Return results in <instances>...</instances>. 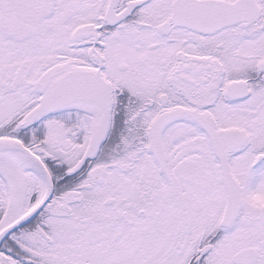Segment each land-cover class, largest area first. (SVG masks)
<instances>
[{"label": "snow or ice", "instance_id": "obj_1", "mask_svg": "<svg viewBox=\"0 0 264 264\" xmlns=\"http://www.w3.org/2000/svg\"><path fill=\"white\" fill-rule=\"evenodd\" d=\"M0 264H264V0H0Z\"/></svg>", "mask_w": 264, "mask_h": 264}]
</instances>
